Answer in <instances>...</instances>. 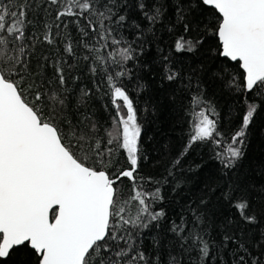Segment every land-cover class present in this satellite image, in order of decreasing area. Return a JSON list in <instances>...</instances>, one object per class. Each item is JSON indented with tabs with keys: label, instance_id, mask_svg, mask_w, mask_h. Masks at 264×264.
<instances>
[{
	"label": "snow or ice",
	"instance_id": "1",
	"mask_svg": "<svg viewBox=\"0 0 264 264\" xmlns=\"http://www.w3.org/2000/svg\"><path fill=\"white\" fill-rule=\"evenodd\" d=\"M217 86L244 100L231 134ZM165 102L187 128L154 174ZM261 111L264 0H0V264H264V183L239 177ZM197 146L218 165L199 188Z\"/></svg>",
	"mask_w": 264,
	"mask_h": 264
},
{
	"label": "trees",
	"instance_id": "2",
	"mask_svg": "<svg viewBox=\"0 0 264 264\" xmlns=\"http://www.w3.org/2000/svg\"><path fill=\"white\" fill-rule=\"evenodd\" d=\"M72 32L74 36L77 35L75 28H72ZM166 39L171 43L172 38L166 37ZM73 75H79V73H73ZM77 85L79 87H84L85 85L89 88L93 87L86 76H81L80 81H77L75 85L70 82L68 86L71 89ZM209 98L216 105L219 112L221 131L231 134L240 122L237 113L242 114L244 112L242 95H228L217 86L209 89ZM249 99L251 100L252 97L249 96ZM107 102V97L98 96L92 103V110L102 120L107 118V112L102 107V104ZM256 102L260 103L259 98L256 99ZM140 106L143 107V101H141ZM147 119L144 141L149 161L144 166V170L156 174L163 171V167L167 161L179 152L184 143L183 138L187 124L179 107L173 108L167 102H165L161 109L158 118L148 115ZM245 153L242 167L239 169V177L243 182L242 186L249 183H264V111L259 112L254 118V124L251 126L247 138ZM210 155L209 147L197 146L185 158V164L203 163V167L196 178V188L201 187L210 178H214L217 175L218 165L215 160L210 159ZM120 163L124 164L123 153H120ZM255 207L258 214L264 211V208L260 205H255ZM31 259L32 257L26 250H20L8 260L7 264H30Z\"/></svg>",
	"mask_w": 264,
	"mask_h": 264
}]
</instances>
